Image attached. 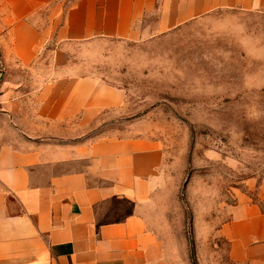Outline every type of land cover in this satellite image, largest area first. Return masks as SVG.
I'll list each match as a JSON object with an SVG mask.
<instances>
[{
    "label": "crops",
    "instance_id": "crops-1",
    "mask_svg": "<svg viewBox=\"0 0 264 264\" xmlns=\"http://www.w3.org/2000/svg\"><path fill=\"white\" fill-rule=\"evenodd\" d=\"M218 10L264 13V0H0V264H187L156 206L163 144L91 137L127 91L81 55ZM258 196L264 206V183ZM263 206L242 196L231 209L220 234L232 260L264 264Z\"/></svg>",
    "mask_w": 264,
    "mask_h": 264
},
{
    "label": "rangeland",
    "instance_id": "rangeland-1",
    "mask_svg": "<svg viewBox=\"0 0 264 264\" xmlns=\"http://www.w3.org/2000/svg\"><path fill=\"white\" fill-rule=\"evenodd\" d=\"M81 58L127 91L119 118L91 137L145 133L163 144L156 206L185 263L248 264L232 260L220 230L242 196L263 206L264 13L218 10L145 42L93 43Z\"/></svg>",
    "mask_w": 264,
    "mask_h": 264
}]
</instances>
